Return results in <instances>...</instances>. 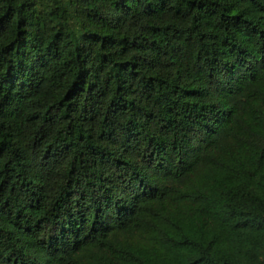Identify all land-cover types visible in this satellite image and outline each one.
<instances>
[{
  "label": "trees",
  "instance_id": "obj_1",
  "mask_svg": "<svg viewBox=\"0 0 264 264\" xmlns=\"http://www.w3.org/2000/svg\"><path fill=\"white\" fill-rule=\"evenodd\" d=\"M0 264H264V0H0Z\"/></svg>",
  "mask_w": 264,
  "mask_h": 264
}]
</instances>
